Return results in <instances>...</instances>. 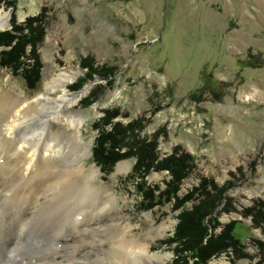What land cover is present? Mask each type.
Masks as SVG:
<instances>
[{"label": "rangeland", "instance_id": "obj_1", "mask_svg": "<svg viewBox=\"0 0 264 264\" xmlns=\"http://www.w3.org/2000/svg\"><path fill=\"white\" fill-rule=\"evenodd\" d=\"M0 9L11 14V25L0 31L33 16H39L43 26L38 46L41 81L30 88L20 74L0 63V93L32 101L65 67L80 70L70 91L90 85L77 110L89 117L84 138L92 140L84 166L99 170L93 182L101 189L100 196L111 194L114 203L110 212L109 204L101 211L106 227L113 224L108 220L112 217H129L132 235L148 243L150 254L168 255L157 264H171L176 258L173 247L163 240L173 235L180 210L170 202L141 208L137 175H131L137 157L117 160L106 174L92 157L98 133L94 123L115 108L121 111L115 121H140L134 137L155 139L159 158L175 150L196 157V167L182 181L180 194L198 185L202 176L219 185L232 179L215 214L222 223L240 219L252 224L244 208L264 199V0H0ZM85 60L97 71L73 89L88 71ZM61 92L60 88L53 94ZM62 127L53 123L54 129ZM124 160L131 162V169L118 171ZM146 179L150 185L165 187L171 175L151 168ZM229 197L235 209L227 212L222 208ZM163 223L167 227L160 232L157 228ZM82 228L63 224L44 236L62 238ZM251 233L264 239V229L255 227ZM90 239L81 236L73 244L99 243ZM58 241L62 249L63 241ZM245 242L246 250L259 260L257 246L249 237ZM231 253L214 256L208 264H249L250 258L235 259ZM90 262L80 264H97ZM106 263L124 264L119 260L100 264Z\"/></svg>", "mask_w": 264, "mask_h": 264}, {"label": "bare ground", "instance_id": "obj_2", "mask_svg": "<svg viewBox=\"0 0 264 264\" xmlns=\"http://www.w3.org/2000/svg\"><path fill=\"white\" fill-rule=\"evenodd\" d=\"M10 25L11 14L0 9V29ZM79 71L61 69L32 101L8 91L0 93V264H80L85 259L97 264L165 262L168 255L150 254L148 243L132 235L129 217H112L108 220L113 224L106 227L102 212L106 204L110 212L114 203L111 194L100 196L101 189L93 182L99 170L84 166L92 140L84 138L89 117L77 110L90 85L69 90ZM60 88L62 92L54 95ZM54 122L63 127L54 129ZM131 166L124 160L117 168L128 171ZM63 224L83 226V231L62 238L44 236ZM166 227L163 223L157 229ZM81 236L98 239L100 244L75 246ZM58 240L63 241V250L58 249Z\"/></svg>", "mask_w": 264, "mask_h": 264}, {"label": "trees", "instance_id": "obj_3", "mask_svg": "<svg viewBox=\"0 0 264 264\" xmlns=\"http://www.w3.org/2000/svg\"><path fill=\"white\" fill-rule=\"evenodd\" d=\"M39 16L29 17L25 23H13V27L0 31V63L12 72L20 74L30 88H35L42 78V60L38 53L39 43L43 40V26ZM29 46H31L28 52ZM83 66L86 74L73 83V89L81 84L97 69L87 60ZM107 68L101 71L105 73ZM121 114L119 108L106 110L105 115L94 123L98 129L93 146L92 157L106 174L115 162L121 158L135 155L137 161L133 173L137 175V189L142 196L141 208L151 209L156 205L172 203L180 210L173 235L164 239V243L173 247L176 258L171 264H208L223 252H232L233 258H250L249 264H264V239L253 236L251 229H264V199H257L251 206L245 207L243 214L250 217L249 226L240 219L222 223L215 211L223 199V192L233 184L229 179L223 185L208 177H201L200 183L184 194H180L182 181L190 176L196 167V157L178 150L172 155L159 158L156 141L134 137L141 127L140 121L132 120L128 124L115 121ZM126 148L124 151L123 149ZM151 168L168 170L171 179L166 186L150 185L146 176ZM187 202H191L187 206ZM231 198H227L224 211L234 210ZM220 229L218 230V228ZM257 246L260 259L250 254L246 248V238ZM192 261V262H191Z\"/></svg>", "mask_w": 264, "mask_h": 264}, {"label": "water", "instance_id": "obj_4", "mask_svg": "<svg viewBox=\"0 0 264 264\" xmlns=\"http://www.w3.org/2000/svg\"><path fill=\"white\" fill-rule=\"evenodd\" d=\"M4 48V47H3Z\"/></svg>", "mask_w": 264, "mask_h": 264}]
</instances>
